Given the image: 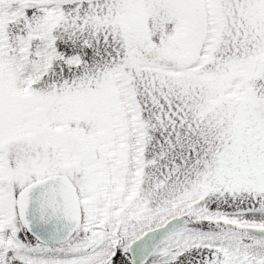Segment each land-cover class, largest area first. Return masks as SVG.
I'll list each match as a JSON object with an SVG mask.
<instances>
[{
    "label": "snow or ice",
    "instance_id": "obj_1",
    "mask_svg": "<svg viewBox=\"0 0 264 264\" xmlns=\"http://www.w3.org/2000/svg\"><path fill=\"white\" fill-rule=\"evenodd\" d=\"M0 264H264V0H0Z\"/></svg>",
    "mask_w": 264,
    "mask_h": 264
}]
</instances>
